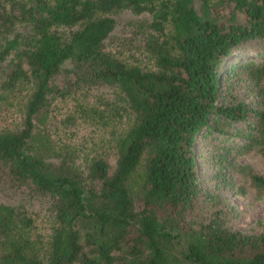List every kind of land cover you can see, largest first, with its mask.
Instances as JSON below:
<instances>
[{"label":"trees","instance_id":"obj_1","mask_svg":"<svg viewBox=\"0 0 264 264\" xmlns=\"http://www.w3.org/2000/svg\"><path fill=\"white\" fill-rule=\"evenodd\" d=\"M251 40L264 0H0V264H264L194 149L264 157V57L222 68Z\"/></svg>","mask_w":264,"mask_h":264},{"label":"rangeland","instance_id":"obj_2","mask_svg":"<svg viewBox=\"0 0 264 264\" xmlns=\"http://www.w3.org/2000/svg\"><path fill=\"white\" fill-rule=\"evenodd\" d=\"M242 44L243 49L234 50L223 59V69L241 59L264 57V40H251ZM11 104H16V101L11 99ZM4 105L0 100V124H6L16 115L14 112L16 107H9L7 104L2 111L1 107ZM90 129L93 130L90 134L94 139L95 135L100 136L103 133L101 130ZM79 136L80 134L75 135L70 140H76ZM235 139L237 143L240 142L238 138ZM218 143L219 139L214 135L200 134L196 137L195 161L201 189L198 211L201 213L214 204L213 199L206 198V193H211V196L218 200L217 207L224 210L226 223L231 228L248 233L257 232L264 220V192L255 191L249 184L245 172L251 169L264 176V157L254 148L240 151L238 147L233 146L225 152V163L218 167L217 158L213 153L217 150Z\"/></svg>","mask_w":264,"mask_h":264}]
</instances>
